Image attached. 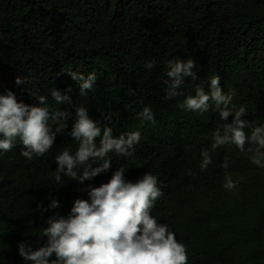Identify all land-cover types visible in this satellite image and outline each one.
Listing matches in <instances>:
<instances>
[{
    "label": "trees",
    "instance_id": "trees-1",
    "mask_svg": "<svg viewBox=\"0 0 264 264\" xmlns=\"http://www.w3.org/2000/svg\"><path fill=\"white\" fill-rule=\"evenodd\" d=\"M174 58L197 63L199 79L186 78V94L218 73L224 91L235 90L234 103L248 106V118L264 122V0H0V93L11 89L28 104L47 95L53 108H68L56 105L50 90L70 88L72 104L85 105L103 123L110 116L117 135L141 125L144 105L156 119L141 127L133 158L110 154L112 168L84 184L54 182V157L77 147L68 135L71 120L44 157L27 160L19 143L0 154V264H24L18 242L35 246L54 211L67 214L76 198H87L88 183L107 182L121 166L133 182L146 171L163 181L152 215L187 245L189 264H264V169L225 147L200 171V148L210 147L221 121L212 110L200 116L179 109L183 96L164 99L166 65ZM70 70H95L94 90L80 96ZM17 76L25 84L17 86ZM225 155L233 178L242 177L233 191L222 187ZM51 199L60 207L42 214L38 205Z\"/></svg>",
    "mask_w": 264,
    "mask_h": 264
},
{
    "label": "clouds",
    "instance_id": "clouds-1",
    "mask_svg": "<svg viewBox=\"0 0 264 264\" xmlns=\"http://www.w3.org/2000/svg\"><path fill=\"white\" fill-rule=\"evenodd\" d=\"M155 63L149 61L145 67L151 69ZM166 68L165 100L183 96L182 101H177L179 109L200 116L212 110L221 121L211 132L210 147L200 148V171H207L213 164V154L225 147L235 148L251 164L264 169V122L249 119L246 104L234 103L235 90L224 91L221 76L214 73L195 84L194 94H186L183 91L186 78L199 79L194 71L196 61L174 58L167 62ZM66 74L79 85L80 96H87L97 84L95 70L87 74L70 70ZM15 84H25V80L17 76ZM70 91L69 88L62 93L56 87L50 90L55 104H67L68 108H53L47 95L35 96V102L28 104L18 100L11 89L0 93V154L19 143L20 155L27 160L44 157L53 149L58 133L68 129L67 122L72 121L68 135L77 142V147L75 151L65 147L54 157L57 165L54 182L60 186L64 185V177L84 184L108 172L113 166L110 154L133 158L143 139L141 127L145 123L156 124L152 107L144 105L137 113L139 127L114 134L110 116L104 118L108 123L93 119L88 107L72 104ZM230 167L231 158L225 155L221 161L222 187L227 191L236 190L242 181V177L233 178L228 171ZM126 172L121 166L107 182L99 186L88 183L83 189L86 199L78 197L67 214L54 211L46 219V227L40 231L35 246L27 240L18 242V255L24 264H189L187 245L177 239L167 222L162 223L152 215L164 196L163 181L157 174L146 171L133 182ZM38 207L43 214L58 209L60 202L51 199L47 206Z\"/></svg>",
    "mask_w": 264,
    "mask_h": 264
}]
</instances>
